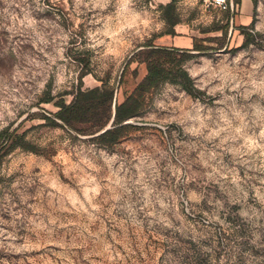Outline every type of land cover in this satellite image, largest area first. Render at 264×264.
Returning a JSON list of instances; mask_svg holds the SVG:
<instances>
[{
  "label": "rangeland",
  "instance_id": "374dc122",
  "mask_svg": "<svg viewBox=\"0 0 264 264\" xmlns=\"http://www.w3.org/2000/svg\"><path fill=\"white\" fill-rule=\"evenodd\" d=\"M169 1L0 0V264H264V0H174L173 34ZM190 34L197 93L160 84L111 147L43 119Z\"/></svg>",
  "mask_w": 264,
  "mask_h": 264
},
{
  "label": "trees",
  "instance_id": "16d2710c",
  "mask_svg": "<svg viewBox=\"0 0 264 264\" xmlns=\"http://www.w3.org/2000/svg\"><path fill=\"white\" fill-rule=\"evenodd\" d=\"M240 2L241 0H235L236 5ZM162 17L171 28L168 32L171 34L173 26L178 23L174 0H170L162 7ZM241 34L244 36L243 44H248L252 40L250 32L241 31ZM205 49L207 48H204L195 37H192V47L189 49L156 45L152 40L147 41L131 57V61L136 60L145 64L146 73L130 92L124 93L120 102L115 99L113 88L102 85L83 88L79 82L70 93L71 99L66 102L63 95H59L60 99L54 102L56 111L52 113V117L42 115L43 119L50 125L64 126L79 134L92 135L90 140L98 146L111 147L128 134L132 125L126 121L140 113L147 95L160 84L170 82L181 86L190 94L197 93L192 78L183 68L182 62L193 55L191 51ZM87 73L86 67H82L80 80ZM51 100L50 97L43 99L44 102ZM108 125L109 128L105 129ZM9 136L6 129L0 132V156L3 150L8 148Z\"/></svg>",
  "mask_w": 264,
  "mask_h": 264
},
{
  "label": "crops",
  "instance_id": "0c3cea01",
  "mask_svg": "<svg viewBox=\"0 0 264 264\" xmlns=\"http://www.w3.org/2000/svg\"><path fill=\"white\" fill-rule=\"evenodd\" d=\"M244 1V0H243ZM251 0H245V3H249ZM242 3V0L240 4ZM239 4V6H240ZM192 37L193 35H186V36H181L179 37L180 39L174 40V41H169L167 43L168 46H173L177 48H191L192 47Z\"/></svg>",
  "mask_w": 264,
  "mask_h": 264
},
{
  "label": "built area",
  "instance_id": "2783aa9c",
  "mask_svg": "<svg viewBox=\"0 0 264 264\" xmlns=\"http://www.w3.org/2000/svg\"><path fill=\"white\" fill-rule=\"evenodd\" d=\"M210 4L218 7L221 10H228L231 12H233L234 8H236V5L233 3V0H210Z\"/></svg>",
  "mask_w": 264,
  "mask_h": 264
},
{
  "label": "water",
  "instance_id": "95a60500",
  "mask_svg": "<svg viewBox=\"0 0 264 264\" xmlns=\"http://www.w3.org/2000/svg\"><path fill=\"white\" fill-rule=\"evenodd\" d=\"M111 122H112V119H111L110 123H111ZM110 123H109V124H110ZM106 128H109V125H108V126H106V127H105V129H106Z\"/></svg>",
  "mask_w": 264,
  "mask_h": 264
}]
</instances>
